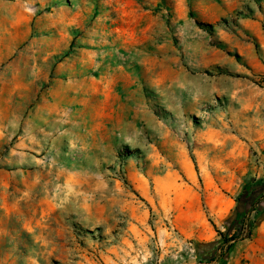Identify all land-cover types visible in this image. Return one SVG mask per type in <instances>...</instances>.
Instances as JSON below:
<instances>
[{
	"label": "rangeland",
	"instance_id": "rangeland-1",
	"mask_svg": "<svg viewBox=\"0 0 264 264\" xmlns=\"http://www.w3.org/2000/svg\"><path fill=\"white\" fill-rule=\"evenodd\" d=\"M0 264H264V0H0Z\"/></svg>",
	"mask_w": 264,
	"mask_h": 264
},
{
	"label": "trees",
	"instance_id": "trees-1",
	"mask_svg": "<svg viewBox=\"0 0 264 264\" xmlns=\"http://www.w3.org/2000/svg\"><path fill=\"white\" fill-rule=\"evenodd\" d=\"M224 240H228V239L227 238L226 239L224 238Z\"/></svg>",
	"mask_w": 264,
	"mask_h": 264
}]
</instances>
